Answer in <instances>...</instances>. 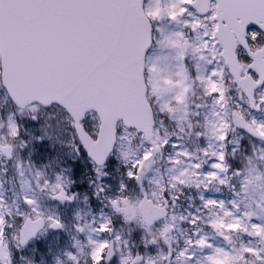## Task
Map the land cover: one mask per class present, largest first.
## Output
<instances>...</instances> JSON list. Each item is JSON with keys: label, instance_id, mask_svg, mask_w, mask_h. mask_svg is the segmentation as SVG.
Masks as SVG:
<instances>
[{"label": "snow or ice", "instance_id": "obj_1", "mask_svg": "<svg viewBox=\"0 0 264 264\" xmlns=\"http://www.w3.org/2000/svg\"><path fill=\"white\" fill-rule=\"evenodd\" d=\"M165 19L180 25L164 37L177 50L179 62L178 70L168 75L149 63ZM252 24L257 27L251 29ZM262 42L264 0H0V163L13 160L24 177L25 152L31 168L37 150L53 152L59 144L77 159H86L96 177L90 182L94 190L81 200L73 168L60 167L52 175L37 169L35 187L22 179L23 195L13 206L0 197V264H24L30 242L49 229L67 232L69 223L72 231L87 238L90 249L85 252L72 236L77 251L65 253L71 264H81L82 256L83 264H106L119 246L128 245L115 231L113 216L126 224L138 221L148 230L167 215L164 192L185 184L225 185L230 173L244 175L228 163L227 146L233 145L234 158L245 140L244 135L232 139L236 128L262 145L259 151L252 146L242 189L264 180V170L253 163L264 161V119L256 117L264 112ZM197 85L211 99L212 111L205 131L196 135L214 143L202 149L203 159L172 143L177 149L172 162L187 161V167L159 194L142 191L133 199L128 182L139 184L156 153L171 140L167 131L161 132L165 121L159 117L182 113L177 118L188 119L189 112L198 116L204 105L189 107ZM188 127L191 131V123ZM114 157L123 162L127 180L120 182L115 195H105L109 189L101 181ZM54 159L43 168L51 167ZM209 159V170L202 173ZM38 193L46 195V201ZM101 196L111 214L102 202L98 214L93 211ZM200 198L210 213L208 225L225 241L237 232L264 241V222H254L253 217L260 219L255 211L241 209L235 199L226 204ZM81 202L88 209L83 214ZM199 220L193 216L190 223ZM172 227L165 224L160 233L165 242ZM193 235L197 238L187 239L186 247L175 254L183 264H191L193 246L212 249L197 264H264V248L249 243L230 251L214 246L199 230ZM162 259L174 264L171 249ZM119 264L154 262L121 248Z\"/></svg>", "mask_w": 264, "mask_h": 264}, {"label": "rangeland", "instance_id": "obj_2", "mask_svg": "<svg viewBox=\"0 0 264 264\" xmlns=\"http://www.w3.org/2000/svg\"><path fill=\"white\" fill-rule=\"evenodd\" d=\"M160 27L162 29V32L158 33L155 37V40H159L160 42L156 43L154 41L153 46L149 51V63H156L157 66L161 69V74L168 75L175 73L178 70L177 65L179 62L177 60V50L168 46L164 41V37L174 31L180 30V25L170 23L167 19H165L160 22ZM192 63H195V61L193 60ZM197 87L199 89L198 85ZM196 93L197 89L195 86L194 92L189 100L190 109H193L194 105L196 104V100H193V97L196 96ZM198 104L204 106L199 110L200 114L198 116H195V120H192L194 116L191 115V112H189L188 119H178L177 117L182 116V113H177L176 116L173 117L177 126L174 130H172V132H169L171 140L168 148L166 147L167 150L162 149V151H165L163 152V154L160 153L161 151L156 153L152 167L146 175L142 176L141 182L139 184L134 181L128 182V195H130L133 199L140 197L142 190L148 192L149 195H151L152 192H157L159 194L161 187L167 188L166 184L171 183V178L173 176H176L182 168L187 167V161H184L179 165H175L172 162L177 152V149L172 147V143H178L181 148L189 152V150L185 146L184 141H190L193 139L192 144L194 145V149H192L190 153H192L194 157H201L202 159V149L206 147L208 143H214V141H209L204 135H196L197 132L203 133L205 131L207 120L211 119L210 112L212 111V101L210 98L206 100L204 97ZM256 117L257 119H264V112L256 114ZM189 123H191L192 125L191 131L188 127ZM181 129H183V131H181ZM232 139L234 141L238 140V133H235ZM245 142L246 144L244 149V161L241 162L240 168L244 175L247 174L246 169L249 167L248 157L252 154V146L254 145L257 151H259V149L262 147L260 143L249 140L247 138H245ZM133 148H136L135 144H133ZM125 150H127L126 147ZM168 150L171 154L164 157L163 155H165ZM231 156L233 157V152H231ZM24 157V177H21L18 174L15 162L13 160L11 162L5 160L0 163V169L5 170L0 171V197L3 198V200L9 207L18 202L20 197L23 195L21 180L27 179L32 182L33 187H35L34 174L36 170H43V163L49 164L50 160H52L53 157L55 159L53 160L51 167H48L45 170L49 175H52L60 167L73 168L76 177L74 178L76 179L78 185L77 190L82 192L85 190V188L87 189V187L89 192L94 190V188L90 185V182H94L96 180V177L93 176L94 173L91 171L88 161L83 157L77 159L71 154V150L63 145L58 144L53 152H47L43 149L37 150L31 157V168H29L28 165L27 152L24 153ZM181 159L183 160L184 158ZM168 160H171V162L173 163L172 166L170 167V169L161 171L162 165H164V163ZM210 163L211 160L209 159L208 162L205 163L207 164V168L201 169L202 173L209 170ZM253 163L264 170V161L254 160ZM113 165L114 168L107 171L105 170L107 172V175L104 178L110 181V185L105 184L103 180L101 181L104 184L105 188L109 189V191L105 195H115L120 182L122 180H127L124 175L125 167L123 162L114 157ZM110 173L113 174L110 175ZM89 174H91V177H89ZM244 175L235 176L230 173L228 179L230 183L225 185H220L219 183L213 182L210 183L207 188H205L204 185H200L199 187H197L195 184H190L196 190H198L197 195L194 196L193 199H191V201L194 202L192 212L187 216L183 213H178V205V208H171L170 216L168 217V223L172 224L173 227L176 226L179 220L187 221V223L190 225L189 229H182L183 235L181 242L183 243V246L181 249L186 247L185 242L187 239L192 238L194 240L197 238L195 235H193L196 230H199L200 234L207 235L210 243H212L214 246L226 248L230 251L240 248L241 244L247 245L249 243L258 248H264V241H261L259 238L250 239L248 235H244V233L238 232L231 234L232 245L227 246L225 242H223L216 236L215 231L208 225L207 221L210 218V213L207 209L203 208V202L200 198L201 196H203L206 199L213 198L217 200H224L226 204L235 199L240 204L241 209L253 210L258 214L260 219L257 220L256 217H253L254 222H264V180L256 181L253 184L248 185L247 189L244 190L241 187ZM223 186H228V189L230 190V195L228 198L222 193L221 189ZM144 187H146V189ZM178 188L179 185H177L176 188L171 189L170 191L164 192L163 195L165 197H168V199H170L171 201L175 202L179 197ZM85 194L87 193H81V200ZM38 195H40L42 201H46V195L40 193H38ZM173 196L175 197L174 200L172 199ZM101 202L103 203L104 210L111 214V210L107 207V200L105 199V196L100 197V202L93 203V211L98 214V211L102 206ZM79 206L82 208V214L88 211V209L83 206L82 202ZM66 216H68L70 219V210L69 212H66ZM173 216L176 218L174 221L171 219V217ZM193 216L200 217V220L195 225L190 223ZM182 217L183 219H181ZM113 220L115 231L121 234L122 239L128 241V245L126 248L122 245L119 246L114 254L112 261L109 263L106 262V264H119L121 248L125 252L130 250L133 255H135L136 253H140L146 259L151 258L154 264H167L168 260L162 259V257H167L169 254V250L162 244V237L160 235L163 227L165 226L164 222L161 223L160 226L158 225L153 229L150 228L146 230L138 221L126 224L123 223L122 220L117 216H113ZM69 233H71V236L69 235ZM105 235L109 239H115L114 235ZM72 236H74L76 240H79L81 242V245L85 246V252L90 251V249L86 246L87 238L83 234H77L72 231L71 223H69V230L67 232H53L51 229H49L47 232L40 234L39 240L32 242L27 248L24 249L23 254L27 257V260L24 261V264H28V260H32L34 261V264H36L35 258L38 257L36 251L39 248V242L46 241L50 243L49 248L51 247L52 249L51 251H49L50 258L46 260L43 259L44 257L42 258L40 255V262H38L37 264H57V260H59L60 264H71L65 253H76L77 251L76 248L73 247L75 240L71 238ZM48 238H51V240H48ZM146 244L147 247L145 246ZM178 251H173L172 260L174 261V264H183L182 261L176 259L175 254ZM190 251L194 254L191 264H197V261L202 262L204 260V257L211 253L212 249H200L193 246ZM83 259L84 258L82 256L81 264H83Z\"/></svg>", "mask_w": 264, "mask_h": 264}, {"label": "flooded vegetation", "instance_id": "obj_3", "mask_svg": "<svg viewBox=\"0 0 264 264\" xmlns=\"http://www.w3.org/2000/svg\"><path fill=\"white\" fill-rule=\"evenodd\" d=\"M262 43H264V42H262ZM231 95L234 97L232 103L235 104V103L237 102V100L235 99L236 93L233 92V93H231ZM260 113H263V112H260ZM260 113H258V114H260ZM163 152H165V151H162V154H163ZM168 201H169V200H168Z\"/></svg>", "mask_w": 264, "mask_h": 264}, {"label": "water", "instance_id": "obj_4", "mask_svg": "<svg viewBox=\"0 0 264 264\" xmlns=\"http://www.w3.org/2000/svg\"><path fill=\"white\" fill-rule=\"evenodd\" d=\"M249 27H257V26H256L255 24H252V25H250ZM148 168H149V167H148ZM148 168H147V169H148ZM147 169L145 170V172L147 171ZM167 215H168V211H167ZM167 215H166V216H167ZM166 216H165V217H166ZM165 217H162V218H160L159 220H161V219H163V218H165ZM159 220H158V221H159ZM169 232H170V231H169ZM37 237H38V236H37ZM37 237H36V238H37ZM36 238H35V239H36ZM228 242H229V241H228Z\"/></svg>", "mask_w": 264, "mask_h": 264}]
</instances>
